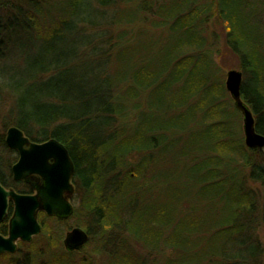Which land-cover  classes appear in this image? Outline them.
<instances>
[{
    "label": "trees",
    "instance_id": "1",
    "mask_svg": "<svg viewBox=\"0 0 264 264\" xmlns=\"http://www.w3.org/2000/svg\"><path fill=\"white\" fill-rule=\"evenodd\" d=\"M244 1L0 0V65L11 57L22 60L0 74V102L6 97L9 108L0 116V183L20 194L31 193L24 182L14 181L11 170L17 153L5 143L7 130L17 127L31 142L54 139L63 144L74 164L75 192L83 193L80 210H74L69 220L39 215L45 233L40 237L46 241L43 248L29 246L22 261L2 254L4 264H73L77 253L53 254L60 243L47 231L48 224L53 229L67 225L76 214L90 221L78 220L69 230L80 227L88 233L86 246L93 245L92 253L107 255L102 264H264L257 240V231L264 226V150L245 146L242 116L226 91L224 73L222 81L211 86L219 98L218 104L210 103L211 119L218 129L208 138L207 155L196 158L192 167H199L201 160L206 164L201 167L206 170L204 182L209 176L216 180L208 186L204 183L200 195L222 205L217 220L207 227L205 216H190L168 233L175 219L162 215L164 210L145 218L147 210L139 208L143 214L138 212V218L123 223L109 208L110 195L120 192L119 184L141 183L140 197L147 193L143 184L168 174L166 156L154 161L157 152L166 151L157 146L143 148L146 140L129 134L128 119L131 114L137 117L133 110L140 108L134 102L139 94L156 82L166 85L189 78L190 85L197 82L201 89L207 87V79L193 76L209 66L219 69L214 61L216 44H210L214 20L224 25L226 48L239 60L243 74L242 100L253 113L257 133L264 135V63L240 48ZM206 104L200 99L190 113ZM229 114L236 117L237 126L227 132L223 119ZM162 130L168 132V128ZM136 140L141 146L133 150L128 145ZM134 153L142 156L136 165L128 160ZM116 168L125 169L119 176L122 182L111 185L107 194L103 183L116 180L110 174ZM131 168L140 175L132 177ZM213 185L216 193L211 194ZM251 185L263 190L260 210ZM128 198L132 203L133 197ZM12 215L10 205L0 225L4 236ZM128 243L142 249L146 258ZM23 246L20 243L18 251ZM189 246L200 251H188ZM80 263L94 264L88 257Z\"/></svg>",
    "mask_w": 264,
    "mask_h": 264
},
{
    "label": "rangeland",
    "instance_id": "2",
    "mask_svg": "<svg viewBox=\"0 0 264 264\" xmlns=\"http://www.w3.org/2000/svg\"><path fill=\"white\" fill-rule=\"evenodd\" d=\"M241 11L244 21L239 24V27H241L239 32L242 35V39L239 38L241 45L240 48L242 52L251 55L254 60L261 59L264 63V0H245ZM209 31L212 33L213 37L210 44H216L214 61L219 69L209 66L205 70H200L198 76H193L196 80L201 76L208 80V85L205 89H201L197 82L190 85L188 81L189 78H186L180 83L166 85L156 82L153 85L147 86V89L143 90L134 101L138 103L140 108L133 110V112H136V118L131 114L130 119H128L127 124H129V134L131 136H136V138L137 134L141 135V138L146 140V143L142 146L143 148L157 146V148L165 150L166 152L163 153L157 152L159 155L154 157V161L158 159V157L160 161L162 155L163 157L166 156L163 162L165 167L168 165L169 171L166 176L164 175L165 178L163 177L159 181L155 180L150 185L143 184V190H147V193L139 194L140 197L138 196L139 189L137 187L138 184L140 185L141 183L137 184L135 181L129 184L124 182L123 185L119 184L121 185L120 192L118 194L110 195V199L111 197H113V199L109 201V208H112L117 212L123 223L135 219L138 212L139 214H143V210H147L146 214H144L145 218L159 215L158 213H161L160 210H164V214L162 215L166 216L168 219L170 216L174 218L173 225H170V227L167 228L168 230L166 232L168 233L171 232L178 223H181L182 220H186L190 216H205L207 227L209 226L207 224H211L213 221L217 220V215L219 214L222 205H220L217 200H212L210 197L202 198L200 195V190L204 183L208 186L213 182L215 183L216 180L209 176L208 181L204 182L202 175L206 170L202 171L201 167L206 164L201 160H198L197 163L199 167H192L195 164L196 158L202 159L207 155L205 148L210 144L209 139L214 136L216 129H218V127L214 126L215 123L211 119L210 103L213 105L218 104L219 98L217 93L212 91L211 86L213 84H219L222 81V73H224L223 82L225 86L228 71H240V69L239 60L229 52V49L226 48V30L224 25L222 23L217 24L214 20ZM24 48L27 47L23 45V51ZM21 61V59L15 57L9 58L0 65V74L2 71L9 69L10 66ZM5 78L8 79V76L5 75ZM5 99L6 97L3 96L2 101L0 102V116L2 113H7L9 109L8 104L5 103ZM200 99H204L205 104H207L204 107H200L198 110H193L191 114L190 108ZM223 121L227 132H230L232 127L237 126V119L232 114H229L227 118L223 119ZM240 125L242 128V120ZM163 127L168 128V132L164 133V130H162ZM162 133H164L166 137H163ZM140 143L139 140H136L128 146L131 149L136 150L135 147H140ZM122 146L123 145L120 144L119 147ZM183 153L188 154L187 157L183 156ZM143 156H145V154H143ZM15 158H17V162L18 155H15ZM141 158V155L134 153L128 157V160L132 165H136ZM10 159H12V157H10ZM16 162L14 161V164ZM158 167L161 168L162 165L158 164ZM124 170L125 169L122 168H116L111 172V176L116 180H112L109 185L106 184L105 186L103 183V190L105 191L106 188L107 190H112L111 185L122 182V178L119 176L125 173ZM132 171V168L128 171L132 177H135L137 174L140 175L139 171ZM107 179L108 178H105V180ZM115 187L116 185L113 188ZM250 188L254 192L253 195L259 197L257 198L256 206L257 210H260L259 201L262 198L263 190L259 185H251ZM210 192L211 194L216 193V186H214V189H211ZM128 195L133 197L132 203H130ZM82 196L83 193L81 191L79 193L75 192L74 185V194L71 201L77 212L81 208ZM146 207H149V210ZM139 208L143 210L138 211ZM192 211H194V214L189 215ZM78 220H82L85 224L90 221L89 218H81V214H76L75 218L68 221L67 225H58L53 229V224H48L50 230L47 231V234H50L51 236L54 234L60 243L59 246L53 250V254L65 251L63 246L65 235L70 231L69 227L75 225ZM39 222L42 226L41 234L45 235V233H43L44 229L40 219ZM41 234L34 238L35 241L33 239L30 243H22L24 246L21 250L13 254L16 259L18 258V261H22L23 257L29 253L31 246H37L40 248L45 246L46 241L43 236L40 237ZM119 235L121 239L122 234ZM257 235L258 243L264 251V226L259 227ZM122 239L124 240V238ZM199 243H201V241H199ZM19 245L20 243H18V249ZM128 245L133 248L137 255H141H138L139 257L144 256V259L146 258V253L137 245L131 243H128ZM93 249V245H85L82 250L74 252L77 254L73 256V259L77 264H81L80 262L86 260V257L92 259L94 264L106 263L108 260L106 257L107 255L103 254L101 257H98L92 253ZM197 249L200 251L197 247L189 246L187 250L194 251ZM148 255L149 254H147V256ZM201 260L202 259H200V261ZM157 261L159 262V260ZM75 262L73 264H76ZM148 262L152 263L149 260ZM0 264H4V261L0 260Z\"/></svg>",
    "mask_w": 264,
    "mask_h": 264
},
{
    "label": "water",
    "instance_id": "3",
    "mask_svg": "<svg viewBox=\"0 0 264 264\" xmlns=\"http://www.w3.org/2000/svg\"><path fill=\"white\" fill-rule=\"evenodd\" d=\"M242 83L241 71H228L225 88L242 116L244 144L251 150H264V135L257 133L253 113L242 100ZM5 143L18 154L11 170L14 181L24 182L32 192L20 194L0 183V225L8 217L10 205L13 208L8 235L0 233V255H13L19 242L30 243L41 234L40 213L63 221L71 218L75 168L69 151L54 139L34 143L20 129L11 127L6 132ZM88 240V233L75 227L65 235L63 246L67 252H77Z\"/></svg>",
    "mask_w": 264,
    "mask_h": 264
},
{
    "label": "bare ground",
    "instance_id": "4",
    "mask_svg": "<svg viewBox=\"0 0 264 264\" xmlns=\"http://www.w3.org/2000/svg\"><path fill=\"white\" fill-rule=\"evenodd\" d=\"M118 183H120V182H118ZM117 188H118V187H116V188L114 189V191H115ZM106 191H107V194H109L110 191H112V190H107V188H106ZM113 194H114V192H113Z\"/></svg>",
    "mask_w": 264,
    "mask_h": 264
}]
</instances>
